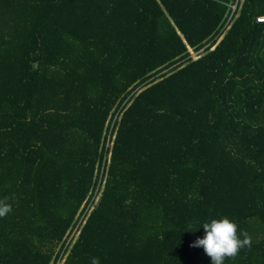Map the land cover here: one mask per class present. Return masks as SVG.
Masks as SVG:
<instances>
[{
	"label": "trees",
	"instance_id": "obj_1",
	"mask_svg": "<svg viewBox=\"0 0 264 264\" xmlns=\"http://www.w3.org/2000/svg\"><path fill=\"white\" fill-rule=\"evenodd\" d=\"M235 1L0 0V264H211L185 230L222 217L224 264H264V0Z\"/></svg>",
	"mask_w": 264,
	"mask_h": 264
},
{
	"label": "clouds",
	"instance_id": "obj_2",
	"mask_svg": "<svg viewBox=\"0 0 264 264\" xmlns=\"http://www.w3.org/2000/svg\"><path fill=\"white\" fill-rule=\"evenodd\" d=\"M7 199H0V218L12 211ZM199 228H203L204 236L197 238L191 247H202L211 264H224L226 258H235L241 249L251 246L250 235L246 231L238 233V225L227 217L203 223L191 221L185 231L196 232ZM91 264H100L99 258H92Z\"/></svg>",
	"mask_w": 264,
	"mask_h": 264
},
{
	"label": "built area",
	"instance_id": "obj_3",
	"mask_svg": "<svg viewBox=\"0 0 264 264\" xmlns=\"http://www.w3.org/2000/svg\"><path fill=\"white\" fill-rule=\"evenodd\" d=\"M239 1H240V0H236L235 3H234V5L231 6V10H232V13H231V14H233V13L235 12V10H236V6H237V3H239ZM256 22H257V23H264V17L257 18V19H256ZM197 56H198V53H196V57H195V59L198 58ZM116 118H117V115L114 117V119H116ZM113 125H114V121H113ZM96 199H97V198H96Z\"/></svg>",
	"mask_w": 264,
	"mask_h": 264
},
{
	"label": "rangeland",
	"instance_id": "obj_4",
	"mask_svg": "<svg viewBox=\"0 0 264 264\" xmlns=\"http://www.w3.org/2000/svg\"><path fill=\"white\" fill-rule=\"evenodd\" d=\"M190 53H191V55H192V56L194 57V59H195V57H196V52L190 50ZM99 197H100V195L97 197V199L95 200V202H98ZM96 206H97V203H96L95 207H96Z\"/></svg>",
	"mask_w": 264,
	"mask_h": 264
}]
</instances>
